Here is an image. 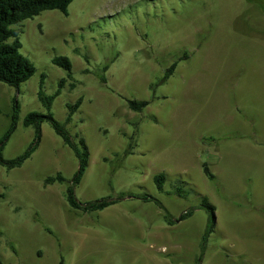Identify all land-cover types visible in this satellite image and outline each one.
<instances>
[{
    "label": "rangeland",
    "instance_id": "obj_1",
    "mask_svg": "<svg viewBox=\"0 0 264 264\" xmlns=\"http://www.w3.org/2000/svg\"><path fill=\"white\" fill-rule=\"evenodd\" d=\"M257 1L76 0L67 17L49 11L13 27L36 74L19 90L0 83V140L13 101L20 105L3 157L21 156L36 139L35 128L24 127L28 114L50 113L88 148L80 203L148 195L174 219L195 212L170 227L165 211L134 198L103 212L70 209L68 183L45 182L72 180L79 161L45 122L31 159L0 168L2 264H264V0ZM57 57L71 61V79L53 65ZM42 77L47 96L65 82L51 111L38 99ZM79 99L68 123L67 107ZM127 101L151 105L136 113ZM159 175L167 178L163 191ZM205 199L216 224L203 255Z\"/></svg>",
    "mask_w": 264,
    "mask_h": 264
},
{
    "label": "trees",
    "instance_id": "obj_2",
    "mask_svg": "<svg viewBox=\"0 0 264 264\" xmlns=\"http://www.w3.org/2000/svg\"><path fill=\"white\" fill-rule=\"evenodd\" d=\"M76 0H0V83H3L11 88L19 90V88L29 82L36 74V68L34 65L21 54L22 44L20 42L19 30L13 29V27L22 24L25 21L33 20L34 18L40 16L44 12H61L66 17L68 16V9L70 5ZM260 5L263 6L262 1H257ZM264 9V7H263ZM53 65L63 69L69 73V78L71 79V73L73 70V65L71 61L66 57H57L53 60ZM178 63H175L167 72L165 77L161 80L160 85L165 84L175 73ZM107 70V68L105 69ZM44 80L45 77H42L40 84V89L38 92V99L42 106L51 111L54 102L57 98L60 97L62 90L64 89L65 82H61L59 85L58 91L51 95L47 96L44 92ZM102 83L106 84V78L101 77ZM158 86V85H157ZM154 87H151L153 89ZM155 89V88H154ZM13 115H12V124L10 130L7 132L5 137L0 140V168H5L8 171L21 168L36 152L39 143L41 141V128L42 124L47 122L51 125L56 135L60 137L64 145L68 147L75 155L79 161V170L70 181H67L65 177L61 174H58L56 177H50L46 180V186H54L56 184H65L68 183V188L66 190L65 198L70 209L84 214H90L95 212H103L106 209L117 205L120 201L125 198H134L144 202L155 203L161 210L166 212V209L162 204L156 199L148 196H134L132 194H121L120 197L116 200L103 199L97 202H91L82 204L80 203L75 194L76 187L80 185L88 167L90 161V154L86 143L83 139H79V136L73 138L70 134L64 129V127L57 122L52 114L44 115L38 113H30L24 119V127L30 128L33 127L36 130V139L30 146V148L23 153L21 156L13 159L6 160L3 157V151L14 135L18 127L19 114H20V105L14 100L13 101ZM128 107L131 111L136 113H142L150 105V101H127ZM83 103V99H79L74 105H68L69 116L67 122H71L73 116L77 113ZM205 175L210 180H215V176L210 172L207 166L204 167ZM167 182L165 175H159L154 178V183L157 186L159 191H163L164 186ZM181 194L178 192V195ZM4 195L0 196V199H3ZM201 209L205 210L208 215V224L203 237V255L206 252L207 245L211 235L214 232L216 217H215V208L212 207L208 201L205 199L200 206ZM195 209L188 211L180 216L178 219H174L168 212H166V222L170 227L175 226L181 222H184L192 217ZM0 264L2 262L0 261Z\"/></svg>",
    "mask_w": 264,
    "mask_h": 264
}]
</instances>
